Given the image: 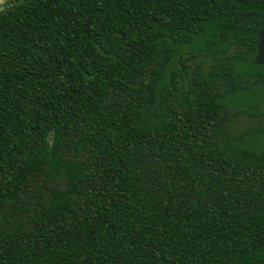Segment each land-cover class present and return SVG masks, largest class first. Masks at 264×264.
Instances as JSON below:
<instances>
[{
  "label": "trees",
  "instance_id": "1",
  "mask_svg": "<svg viewBox=\"0 0 264 264\" xmlns=\"http://www.w3.org/2000/svg\"><path fill=\"white\" fill-rule=\"evenodd\" d=\"M262 22L264 0L1 6L0 264H264Z\"/></svg>",
  "mask_w": 264,
  "mask_h": 264
},
{
  "label": "rangeland",
  "instance_id": "2",
  "mask_svg": "<svg viewBox=\"0 0 264 264\" xmlns=\"http://www.w3.org/2000/svg\"><path fill=\"white\" fill-rule=\"evenodd\" d=\"M9 2L10 1L6 2L5 4H8ZM5 4H3V5H5ZM3 5H1V6H3ZM246 100H247V98H246ZM249 101H251L254 105L260 104L262 102V101H259L258 99H249ZM249 111H251V110H249ZM235 112H236V109L234 107H232L231 108V115H234ZM256 112H258V111H256ZM261 112H264V107H262L259 110L258 113H261ZM242 117H243V115L242 116L240 115V117L236 116L235 118H233L234 122L236 123L235 125H236V128H237L238 132H240V131L241 132L242 131H250L251 128L252 129L257 128L259 126V124H260L259 121H257L254 118H252V120H251L248 117H246L245 119L242 118ZM252 141H253V135L252 134L247 135L243 139V142L245 143V145L247 147H249V148H253L254 147L255 148V146H254L255 144L252 143ZM235 144H236V142H235Z\"/></svg>",
  "mask_w": 264,
  "mask_h": 264
},
{
  "label": "water",
  "instance_id": "3",
  "mask_svg": "<svg viewBox=\"0 0 264 264\" xmlns=\"http://www.w3.org/2000/svg\"><path fill=\"white\" fill-rule=\"evenodd\" d=\"M10 0H0V6L5 4ZM261 30L258 34V45H257V56L255 58L254 64L261 65L264 71V22L260 24Z\"/></svg>",
  "mask_w": 264,
  "mask_h": 264
}]
</instances>
